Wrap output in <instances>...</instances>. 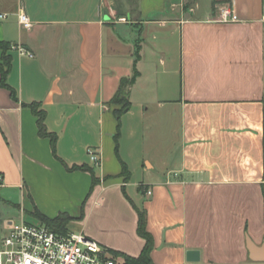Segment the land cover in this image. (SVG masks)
Here are the masks:
<instances>
[{"label": "crops", "instance_id": "obj_1", "mask_svg": "<svg viewBox=\"0 0 264 264\" xmlns=\"http://www.w3.org/2000/svg\"><path fill=\"white\" fill-rule=\"evenodd\" d=\"M0 41V189L21 220L67 214L145 264L143 213L151 264H264V0H0Z\"/></svg>", "mask_w": 264, "mask_h": 264}, {"label": "built area", "instance_id": "obj_2", "mask_svg": "<svg viewBox=\"0 0 264 264\" xmlns=\"http://www.w3.org/2000/svg\"><path fill=\"white\" fill-rule=\"evenodd\" d=\"M2 16V15H1ZM224 20L239 21L231 7L224 9ZM25 28L32 22L26 13L19 16ZM23 52L33 53L21 48ZM92 162L100 164L94 148L88 149ZM151 194V190H147ZM0 264H116L109 250L83 232L59 233L47 224L12 221L0 241Z\"/></svg>", "mask_w": 264, "mask_h": 264}, {"label": "trees", "instance_id": "obj_3", "mask_svg": "<svg viewBox=\"0 0 264 264\" xmlns=\"http://www.w3.org/2000/svg\"><path fill=\"white\" fill-rule=\"evenodd\" d=\"M10 44L7 42H1L0 41V48L4 50V68H3V78L2 81L5 80L6 74L11 68V56L5 54V50H7L10 46ZM134 77L132 78H124L122 80L121 86L118 89L117 93L115 94L114 98L112 99L113 103H123L125 107L129 105V87L133 83ZM34 113L39 117L38 123H39V130L40 134L43 136H52L47 129L45 124V112L43 109H40L36 104L31 106ZM54 139V136L52 137ZM96 181L94 177V182ZM39 217V220L45 224H47L49 227L54 229L55 231L59 233H66L68 232V224L71 221V217L67 214H60L56 218H48L40 213L37 214ZM140 234L147 239V244L144 248L143 254L140 257V259H129L132 263H145V264H151L150 261L147 259V253L149 248V239L147 238V232L145 230V216L143 213L140 214V220H139V228H138ZM114 257H116L117 253H112Z\"/></svg>", "mask_w": 264, "mask_h": 264}, {"label": "rangeland", "instance_id": "obj_4", "mask_svg": "<svg viewBox=\"0 0 264 264\" xmlns=\"http://www.w3.org/2000/svg\"><path fill=\"white\" fill-rule=\"evenodd\" d=\"M138 30L135 31L137 33ZM127 35H132L127 34ZM20 193V190H5V189H0V217H8V216H13L16 221H20V212L18 210V207L15 204H8L3 201V199H6L8 197H11L14 202L17 201L16 198H18ZM13 202V203H14ZM27 222H36L35 219L32 218V216L26 215V217L23 218Z\"/></svg>", "mask_w": 264, "mask_h": 264}, {"label": "water", "instance_id": "obj_5", "mask_svg": "<svg viewBox=\"0 0 264 264\" xmlns=\"http://www.w3.org/2000/svg\"><path fill=\"white\" fill-rule=\"evenodd\" d=\"M248 248L250 251V258L252 260L258 262H264V241L261 245H257L249 238Z\"/></svg>", "mask_w": 264, "mask_h": 264}]
</instances>
